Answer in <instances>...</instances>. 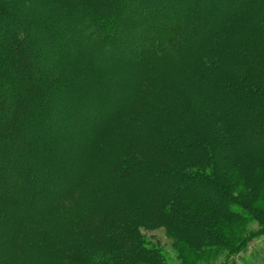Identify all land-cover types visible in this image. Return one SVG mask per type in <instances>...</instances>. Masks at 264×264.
<instances>
[{"label": "trees", "instance_id": "obj_1", "mask_svg": "<svg viewBox=\"0 0 264 264\" xmlns=\"http://www.w3.org/2000/svg\"><path fill=\"white\" fill-rule=\"evenodd\" d=\"M204 1H209V5L217 7L216 0H191V10L185 15V23H191L190 26L178 20L166 24L170 33L166 35V42L170 46L168 55L190 49L193 45L190 30L196 33L202 29L198 35L203 37V34L209 36L222 28L228 29V22L229 26L233 27L234 19L230 16L224 15L227 18L224 19L222 16V20L220 17L208 14L203 6ZM35 2L37 4L48 2L50 23L42 14L45 20L47 19L44 25L51 24L46 36L38 33L37 18L30 17L27 11L30 3L25 0H0V183L6 184L8 181L11 158L13 163L22 158L24 165L17 168L20 177L16 181L17 183L19 181L18 185L15 184L14 187L17 191L20 186L26 189L34 187L35 181L32 176L35 175L36 170L30 168L34 161L33 155L41 148L42 151L49 150L47 142L39 144L35 136L37 133L47 131L51 123L56 121L58 113L62 111L61 106L58 105L68 99V91L71 89L69 78L58 74L54 66L49 64L51 52L48 51L51 48H46L44 41L48 36L52 38L57 33L64 32V25L71 28L77 24L80 26L77 23L79 9L91 17H98L102 26H106L111 31L115 29V33L117 30L114 25L124 21V0H34V4ZM257 13L261 16L258 15L254 19ZM241 15L242 19L250 20L252 27L255 23L258 26L248 30L246 39L240 41L238 49L230 51L215 49V51L223 58H231L230 69L222 70L221 77L227 80L225 84L232 88L238 86L241 91L246 90L247 96H257L241 101L239 104L241 106L234 110L239 119L249 115V119L242 122L246 132H239L238 137L255 135L260 138L264 136V47L257 50L255 49L257 46L252 44L253 40H264V0H258L256 8L247 7ZM61 17L64 20H60ZM68 17L70 19L66 21ZM80 35L78 33V38ZM99 35V41L107 40V35L106 37ZM211 44L206 43L204 50L209 51ZM211 56L209 54L208 58ZM166 58L168 57L163 54L158 55L157 59L166 60ZM234 58H236L235 62ZM209 61L207 68L218 64ZM208 77L207 74L203 77L206 87L211 86ZM193 91L199 96L198 89ZM181 93L182 97L178 98L171 88L163 91L162 95L151 89V101L159 98L158 96L164 99L162 103H158L157 112H145L143 107L146 104L140 101L136 108L131 110L132 113L128 114V119L112 121L109 131L99 143L103 153L116 159L112 165L115 167L114 175L119 181L131 182V178L140 175V184L144 180L145 184L158 180L161 188L163 187L161 192L157 190L156 193L144 197L143 202L146 204L142 206V200L131 193L126 194L124 190L118 189L115 193L110 190L111 182L108 178L106 181L103 180L107 173L102 172L103 176L97 183L87 182L82 189L71 191L55 214H49L54 210L49 207L43 213H35L30 221H23L15 240L20 250L19 256H15V250L10 256L3 252L5 257L0 264H143L141 261L147 262L150 257H155L159 264H184L178 256L172 258L160 249L159 245L144 237L142 228L146 225L137 223L138 218L133 223L127 221L128 200L135 202L133 206L140 207L137 210L145 212L149 218H154L160 227L171 228L176 234L184 231L188 226L200 227L195 231L196 234L189 238L192 241L193 255L195 253L200 255L207 250L222 246L226 252L218 264L230 262L233 264V256L245 250L246 244L252 238L264 235V214L259 212L264 208L257 209L254 204L248 203L256 197L248 201L244 196L248 192L243 191L241 195L243 200L240 198L239 200L236 194H231L220 186L222 182H226L227 185L232 184L245 190L247 187L248 191L253 193L256 191L264 196V182L263 187L262 183L258 184L259 179L264 178V159H261L264 158L262 157L264 152L262 154L255 152L256 154L246 162L251 164L253 159H257L259 173L255 174L251 171L244 180L230 179L221 182L214 168L221 164L228 167L230 161L227 156L218 155L212 158L208 155L209 143H206L210 141L204 138L210 137V134L207 130L201 129L204 137L201 134L196 137L193 135L192 123L196 125L195 121L202 122L201 110L211 107L210 109L214 110L212 112H217L219 117L222 116L223 111L218 105L207 106L210 103L205 97H200L202 103L194 104L195 106L190 110H185L184 91ZM146 94L148 90L144 86L141 97ZM254 104L262 106V114L254 111ZM254 116L258 127L252 126ZM147 120L151 123L149 128H147ZM203 148H206V152ZM255 149L257 150V147ZM170 155L175 157L170 160ZM235 159L234 164L245 166L242 160L238 162L239 159ZM152 165L156 167L158 173L155 177L145 172ZM227 175L228 179L231 178L230 172H227ZM176 177L187 181L167 183ZM200 179L212 185L217 184L222 196L232 199L229 209L232 216L216 204H206L202 197H191L187 194L191 183L186 182ZM257 185L260 186V190L257 189ZM19 199L21 200L22 197L16 194H9L7 197L0 194V217L2 215L5 217L7 208L10 209L11 215L15 214L20 205ZM236 201L241 203H233ZM130 211L133 212L132 208ZM247 216H250V221L256 222V227L234 238L233 241L226 239L221 232L212 228V221L214 223L219 221L220 224L244 222L247 221ZM0 224L2 226L1 221ZM190 229L191 232L194 230V228ZM204 232L209 234L202 236ZM198 241L201 243L198 244ZM8 245L7 242L6 246ZM3 253L0 252V255L2 256Z\"/></svg>", "mask_w": 264, "mask_h": 264}, {"label": "rangeland", "instance_id": "obj_2", "mask_svg": "<svg viewBox=\"0 0 264 264\" xmlns=\"http://www.w3.org/2000/svg\"><path fill=\"white\" fill-rule=\"evenodd\" d=\"M216 1L217 7L209 5V1H206L207 3L204 1V9L206 8L208 14L220 17L222 20V16L224 19L227 18L224 15L230 16L231 19H234V22H232L233 27L231 28L228 22L229 30L222 28L219 32H217L218 30L214 31L209 36L203 34V37L198 35L202 29L196 33L190 30L189 34L190 39L193 40V42L191 41L193 45L190 49L180 52L171 50L173 52L171 56L168 55L170 46L166 42V35L170 33L166 24L177 20L185 23V15L192 7L191 0H124V21L114 25L117 30L116 33L115 29L111 31L106 26H102L98 17H91L79 9L77 11L79 21L77 23L80 26L77 24L71 28L64 25V32H59L52 38L50 36L46 38V41H44L45 47L51 48L48 51L51 52L49 64L54 66L58 74L60 73L69 78L71 89L68 91V99L58 105V107L61 106L63 112L58 113L56 121L51 123L47 131L37 133L35 136V140L39 144L46 141L49 150L42 151L41 148L33 155L34 161L30 168L36 170L34 171L35 175L32 176L35 181L34 187L31 186L26 189L20 186L18 191L15 190V184L18 185L19 183V181L18 183L16 181L20 177L17 168L24 164H22V158H19L15 163L11 158V163L8 162L11 169L7 183H0V194L5 197L9 194H16V196H21L22 199H19L21 206L17 207L15 214L11 215L10 209L7 208L5 217L3 215L0 217L2 223V226L0 224L1 253L6 252L10 256L15 250V256H19L20 250L15 240L22 222L25 220L30 221L35 213H43L49 207L54 209L49 214H55L71 191L82 189L87 182L97 183L103 176L102 172L107 173L103 180L109 179L111 182V185H109L110 190L115 193L117 189L124 190L126 194L131 193L142 200V206L146 204V202H143L144 197L156 193L157 190L161 192L163 187L161 188L158 180L146 184L144 180L140 184V175L131 178V182L119 181L117 176L114 175L116 172H114L115 167L112 165V162L116 159L103 153L99 148V143L106 132L109 131L112 121L122 120L123 118L128 119V114L132 113L131 110L135 109L140 101L146 104L143 107L145 112H157L158 103H162L164 99L158 96L159 98H154L151 101V89L162 95L163 91L171 88V91L178 98L182 97L181 92L184 91L183 105L185 110H190L192 106H195L194 104L202 103L200 97H205L206 101L210 103L207 106L218 105L223 114L225 110L224 116L222 114L221 117L217 115V112H212L214 110H211V107L201 110L202 122L195 121L196 125L192 123L195 131H193V135L196 137L199 134L204 137L201 129L202 131L207 130V133L210 134V137L205 136L204 138V140L210 141L205 142L206 144L209 143L208 155L212 158L218 155L227 156L228 161H230L228 167L221 164L214 168L221 182L230 179L231 181H235V179L238 181L244 180L249 172L252 171L255 174L260 172L256 164L257 159H253L254 161L252 160L251 164H246V162L250 160L252 155L256 154L255 152L261 154L264 152V136L260 138L255 135L238 137L239 132H246L242 127V122L249 119V115L239 119L238 114L234 111L236 107L241 106L239 105L241 101L257 96H247L248 92L246 90L242 89L241 91L238 86L232 88L225 84L227 80L222 79V70L230 69L231 58H223L215 51V49H222V51L238 49L240 41L243 42L246 39L248 30L258 26L255 23L252 27L250 20L241 18L244 9L249 6L257 7L258 0ZM25 2L30 3L27 10L30 17L37 18L38 33L41 35L48 34L51 24L44 25L47 19V22L50 23L48 2H40L39 4L36 2L34 4V0H25ZM31 6L35 7L31 8ZM27 11H23V13H27ZM260 13H257L254 19ZM42 14L46 16V20ZM69 19L68 17L66 21H69ZM60 20L64 19L61 17ZM61 23L63 22L61 21ZM186 25L190 26L191 23ZM224 29L225 31H223ZM78 33L81 34L80 38H78ZM99 34L113 38L107 37V40L102 39L99 41ZM208 42L212 43L208 49L209 51L204 50L205 44ZM254 44L257 46L255 49H262L264 40H253L252 45ZM252 45L251 47L254 48ZM163 54L168 57L166 60L157 59L158 55ZM209 54L212 55L210 58H208ZM208 60L218 64L207 68ZM233 60L235 62L236 58ZM206 74L211 81L209 87L204 84L203 77ZM144 86L147 88L148 94L143 95L144 98L142 99L141 90ZM193 89H198L199 96L194 93ZM254 107L255 112L263 113L260 104H254ZM255 118L254 116L251 122L254 123L252 124L254 127L258 124ZM179 123L181 125L180 121ZM150 124V121L147 120V128ZM255 147H257V150ZM203 151L206 152V148H203ZM172 157L175 156L170 155V160ZM262 157H264V154H262ZM237 158L239 159L238 162L242 160L245 166H240L238 163L234 164V159L237 160ZM40 160L41 162H39ZM155 168L152 165L145 172H148V175L151 173L155 177V175H158ZM227 172H230L231 178L229 179ZM240 177L242 178L240 179ZM179 181L184 182L187 180L176 177L172 181H167V183H180ZM263 182L264 178L259 179L258 184L262 183L263 187ZM186 183H191V187L187 191L189 196L202 197L206 204H216L223 211H226L229 216H232V212L229 210L232 199H228L226 196L223 197L217 184L212 185L202 179ZM220 186L226 188L229 193L236 194L238 199L241 200H243L241 197L242 192L247 191L248 194L244 195L247 198L246 200L250 201V198L256 197L248 203L254 204L257 209L264 208V196L259 195L256 191L255 194L248 191L247 187L245 190L234 187L232 184L227 185L226 182H222ZM257 189L260 190L259 185H257ZM134 204L135 202L128 200L127 221L133 223L138 218L137 223L146 225L145 228H142L144 237L153 243L155 242L160 249L172 258L178 256L184 264H218L223 258L226 250L222 246L207 250L200 255H196V253L193 255L192 241L189 238L193 237L196 234L195 231H198L200 227L188 226L184 231L176 234L171 228L160 227L154 218H149L145 212L137 210L140 207L133 206ZM131 208L133 212L130 211ZM259 212L264 214V209ZM250 219V216H247V221L224 224H220L219 221L218 223L212 221L213 227H211L221 232L226 239L233 241L234 238L256 227V222H252ZM204 225H206V222ZM190 228H194V230L191 232ZM205 234L209 233L204 232L202 236ZM7 242L9 243L8 247L6 246ZM200 243L198 241V244ZM246 245L245 250L233 256L232 263L264 264V235L255 236ZM4 246H6L5 250ZM4 253L2 256L0 255V262L5 257ZM39 260H42V258H39ZM141 262L143 264H159L155 257H150L147 262Z\"/></svg>", "mask_w": 264, "mask_h": 264}]
</instances>
